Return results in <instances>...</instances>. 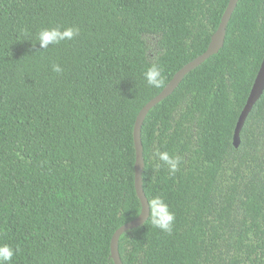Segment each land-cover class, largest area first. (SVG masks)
<instances>
[{
	"label": "trees",
	"instance_id": "1",
	"mask_svg": "<svg viewBox=\"0 0 264 264\" xmlns=\"http://www.w3.org/2000/svg\"><path fill=\"white\" fill-rule=\"evenodd\" d=\"M229 2L0 0V243L14 264H115V231L142 211L136 118L208 49ZM68 26L74 40L40 49L42 28ZM263 60L264 0H239L221 50L150 110L143 186L175 224L123 233L124 264H264V93L234 143ZM157 149L181 158L175 175Z\"/></svg>",
	"mask_w": 264,
	"mask_h": 264
},
{
	"label": "water",
	"instance_id": "2",
	"mask_svg": "<svg viewBox=\"0 0 264 264\" xmlns=\"http://www.w3.org/2000/svg\"><path fill=\"white\" fill-rule=\"evenodd\" d=\"M239 0H230L223 16L220 22V25L217 29V31L214 33L212 40L210 42V45L208 49L193 59L192 61L185 64L180 70H178L171 81L166 85V87L153 99H151L139 112L135 127H134V140H135V146H136V175H135V184L138 196L141 200V204L143 206V210L140 213V215L125 223L121 227H119L111 241V251H112V257L115 261V264H124L120 255L119 250V242L120 238L123 233H125L128 230L140 227L144 225L147 221L149 212H148V205H147V195L144 190L143 186V171L145 167V160H144V145L142 141V128L143 124L145 122V119L147 115L149 114L150 110L154 108L158 103L166 99L169 95H171L176 88L180 85L184 77L191 72L193 69L201 65L203 62H205L207 59H209L212 55L217 54L221 48L225 44L226 35H227V27L229 24V21L238 5ZM264 93V60L262 62L261 68L257 74L254 86L252 88V91L250 93V96L248 98V101L240 115L236 132L234 136V143L236 147L240 146L241 143V131L245 124V121L253 109L254 105L257 103V101L261 98V96Z\"/></svg>",
	"mask_w": 264,
	"mask_h": 264
},
{
	"label": "clouds",
	"instance_id": "3",
	"mask_svg": "<svg viewBox=\"0 0 264 264\" xmlns=\"http://www.w3.org/2000/svg\"><path fill=\"white\" fill-rule=\"evenodd\" d=\"M79 34L80 29L75 26L42 28L36 35V43L39 44L41 50H47L50 45L57 46L62 42L72 41ZM52 70L56 73L63 72V68L59 64H53ZM143 76L151 87L159 88L163 83L162 69L155 64L149 67ZM154 159H158L167 168L169 175H175L179 170L181 158L176 154L157 149ZM160 166V164L156 165L157 168ZM147 205L149 212L147 221L151 226L163 233L171 234L175 224V213L166 200L158 195L153 196L151 199H147ZM16 255L15 247L7 243H0V264H14Z\"/></svg>",
	"mask_w": 264,
	"mask_h": 264
}]
</instances>
